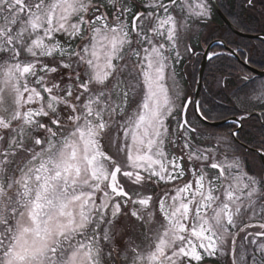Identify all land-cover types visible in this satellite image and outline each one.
<instances>
[{
	"label": "snow or ice",
	"instance_id": "6c2138e0",
	"mask_svg": "<svg viewBox=\"0 0 264 264\" xmlns=\"http://www.w3.org/2000/svg\"><path fill=\"white\" fill-rule=\"evenodd\" d=\"M0 264H264V0H0Z\"/></svg>",
	"mask_w": 264,
	"mask_h": 264
},
{
	"label": "trees",
	"instance_id": "16d2710c",
	"mask_svg": "<svg viewBox=\"0 0 264 264\" xmlns=\"http://www.w3.org/2000/svg\"><path fill=\"white\" fill-rule=\"evenodd\" d=\"M211 25L216 27L218 30L226 28V25L223 24V21L217 16L213 21H211Z\"/></svg>",
	"mask_w": 264,
	"mask_h": 264
}]
</instances>
